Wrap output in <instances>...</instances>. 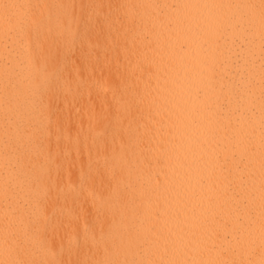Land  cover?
Here are the masks:
<instances>
[{
  "label": "bare ground",
  "instance_id": "1",
  "mask_svg": "<svg viewBox=\"0 0 264 264\" xmlns=\"http://www.w3.org/2000/svg\"><path fill=\"white\" fill-rule=\"evenodd\" d=\"M214 19L224 55L205 104L208 81L170 46ZM262 82L259 0H0V264L220 258L198 217L221 149L248 212L228 219L239 243L222 257L259 264Z\"/></svg>",
  "mask_w": 264,
  "mask_h": 264
},
{
  "label": "snow or ice",
  "instance_id": "2",
  "mask_svg": "<svg viewBox=\"0 0 264 264\" xmlns=\"http://www.w3.org/2000/svg\"><path fill=\"white\" fill-rule=\"evenodd\" d=\"M260 7L264 10V0H259ZM212 7H219L220 4L206 5ZM211 24L215 25L214 30H210L208 27L201 28L200 25H196L199 31H194L189 28V35H186L170 46L171 52L174 55H179L181 59H189L195 62L196 67L199 69L197 75L202 76L204 80L208 81L205 87L202 89L204 92V103L212 99L215 89L213 83L218 76H221V61L223 60V51L221 49V42L225 39L226 25L224 22L214 19ZM264 83V82H262ZM262 94H264V87H262ZM262 106H264V98H262ZM211 107L214 111L211 112V116L217 117L218 122L222 121L220 128L227 131V125L230 121L227 119V113L230 109L223 107V101L217 96V102ZM219 113H224L220 116ZM207 137V131L203 133ZM207 143V139H205ZM217 144L220 141H216ZM261 169L262 177H264V112H262V133H261ZM157 155H164L167 158V154L164 153L163 147L157 148ZM223 157L221 160L220 157ZM235 156V153H233ZM213 159L216 163V174L214 178L209 179L206 185L201 186V193L206 195V199L201 200V208L199 211V217L205 222H211L213 227L210 230V235L204 241L205 244L209 240L215 244L217 241L225 247L217 249V256L220 258L211 259L208 261H148L146 264H251L248 261H236L223 258L222 254L229 251V248L234 244H238L239 241L233 236L232 241H228L226 237L230 234V229L226 227L228 219H231L233 227L243 228L248 223L247 205L242 203V199L239 197L237 191L239 185L243 182L242 176L239 174H233V168H239L240 161L235 159L229 160L226 150L214 151ZM244 168L248 167V164L244 163ZM233 205L238 206V210L235 215L232 214ZM243 208L244 211L239 209ZM167 216V210L163 213ZM219 217V218H218ZM227 218V219H226ZM158 239H164L167 241V236L161 237L157 233ZM261 243L264 245V180H262L261 188ZM259 264H264V257H262Z\"/></svg>",
  "mask_w": 264,
  "mask_h": 264
},
{
  "label": "rangeland",
  "instance_id": "3",
  "mask_svg": "<svg viewBox=\"0 0 264 264\" xmlns=\"http://www.w3.org/2000/svg\"><path fill=\"white\" fill-rule=\"evenodd\" d=\"M102 29H103V27H102Z\"/></svg>",
  "mask_w": 264,
  "mask_h": 264
}]
</instances>
